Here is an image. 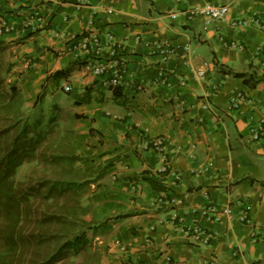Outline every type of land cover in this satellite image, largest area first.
Segmentation results:
<instances>
[{
    "label": "crops",
    "instance_id": "0c3cea01",
    "mask_svg": "<svg viewBox=\"0 0 264 264\" xmlns=\"http://www.w3.org/2000/svg\"><path fill=\"white\" fill-rule=\"evenodd\" d=\"M209 2L227 5L229 20L256 15L264 24L260 0H85L80 7L75 0H0V21L12 27L0 33L5 81L27 104L41 94L67 101L80 116L84 172L97 187L90 219L97 222L91 241L101 250L98 264H264V137L251 141L249 133L264 112V82L252 87L219 69L264 76V29L206 24L182 12ZM33 11L38 18L29 19ZM90 31L103 39L110 32L123 44L118 86L71 50ZM163 40L180 48L166 62L155 52ZM65 83L70 95H60ZM162 135L171 139L163 172L149 143ZM174 172L180 179L173 183ZM170 197L180 202L166 206L162 199ZM233 202L236 213L251 205L248 222L201 214ZM194 224L207 243L186 229Z\"/></svg>",
    "mask_w": 264,
    "mask_h": 264
},
{
    "label": "trees",
    "instance_id": "16d2710c",
    "mask_svg": "<svg viewBox=\"0 0 264 264\" xmlns=\"http://www.w3.org/2000/svg\"><path fill=\"white\" fill-rule=\"evenodd\" d=\"M6 68L8 69L9 65ZM219 69L222 73L242 78L245 84L252 87L264 82L263 75L233 72L222 64L219 65ZM2 70L3 61L0 60V90L3 92L2 96L0 94V107L8 108L13 102L17 88L13 84L5 83ZM4 87L8 88L7 91ZM70 92L65 94L70 95ZM40 96L41 94L37 96L35 102ZM19 109H15V112ZM72 117L77 119L80 116L74 113ZM5 119L11 122L3 126L4 128L0 125V264H58L61 258L87 248H89L87 263L98 264L101 250L88 240L86 233V230H92V226H87V222L81 218L80 221L74 220L75 208L79 207L81 197L79 193L91 183L90 176L75 172L76 175L71 178L49 179L44 185L41 183L32 188L24 186V183H18L14 178L17 168L25 161L36 160L35 151L44 139L46 131L37 130L38 123L31 126L26 121L22 123L19 131L11 132L19 122L21 123V119L13 121V112L12 116L6 115ZM75 158L81 160L82 157L78 155ZM66 173L69 175L68 171ZM148 180L155 190L164 189L158 181ZM64 194L68 198L67 204L69 203L59 206L64 213L60 214L58 211L50 213L48 209L55 203H52L51 199ZM36 200H41L40 212L38 207L34 206ZM32 220L36 227L29 229L27 226L33 222ZM64 264L75 262L73 259L69 261L65 259Z\"/></svg>",
    "mask_w": 264,
    "mask_h": 264
},
{
    "label": "rangeland",
    "instance_id": "374dc122",
    "mask_svg": "<svg viewBox=\"0 0 264 264\" xmlns=\"http://www.w3.org/2000/svg\"><path fill=\"white\" fill-rule=\"evenodd\" d=\"M6 84H10L6 82ZM7 91V87H4ZM6 91L5 94H6ZM2 90H0V94L2 96ZM60 95H64L65 92L61 90ZM35 104V105H34ZM63 104L65 106H63ZM67 101H63V99H49L46 101L43 98V95L39 97V99L33 104H27L24 96L17 89L13 102L10 103L8 108L0 107V125L2 128L7 123L11 122L10 120L5 119L6 115H11L13 112V121L14 119H21V123L19 122L17 126L11 132H17L21 129L22 123L28 121V123L32 126L33 123H38L37 130L46 131L44 139L39 144V147L35 151V161H28L22 163L15 173V180L18 183H24L26 187H34L38 186L42 183L44 185L49 179H68L71 176L76 175L75 172L85 173V168L87 167V160L84 159V156L81 160H77L75 157L78 155L82 156L83 153L80 150V143L82 139H77L76 135V119L72 117L71 109L67 106ZM20 106V107H19ZM19 109L15 112V109ZM7 120V121H6ZM76 159V160H75ZM33 160V159H32ZM66 171L69 172L66 173ZM86 174V173H85ZM89 180L95 176L89 175ZM96 179V178H95ZM88 180V181H89ZM93 187L89 184L86 186L84 190H82L79 194L81 197L79 198V207L75 208L76 215L74 216V220H79V218L85 220L87 222V226L91 225L92 229L97 225L96 220L90 219V212L93 204H95L96 199V181L92 184ZM45 188H42L44 190ZM67 196L59 195L58 197H54L51 199V202H55L51 208L48 209L50 213L58 211L63 212L62 208H59L60 205H68L67 204ZM41 200H36L34 206L38 207V212L41 211ZM69 217V216H68ZM33 222L27 226L30 228H35ZM80 221V220H79ZM93 223V224H92ZM27 228V229H28ZM87 238L91 240L92 231L90 229L86 230ZM94 245V243H92ZM47 249V247H45ZM51 250V248L49 247ZM87 250H81L76 254H71L61 258L58 264H64V260H71L75 262V264H88L87 260L89 259V252ZM44 251V250H43ZM44 253V252H43Z\"/></svg>",
    "mask_w": 264,
    "mask_h": 264
},
{
    "label": "built area",
    "instance_id": "2783aa9c",
    "mask_svg": "<svg viewBox=\"0 0 264 264\" xmlns=\"http://www.w3.org/2000/svg\"><path fill=\"white\" fill-rule=\"evenodd\" d=\"M48 3L54 4H62L66 0H45ZM15 2L27 4L29 0H15ZM85 0H75V5L80 7L84 5ZM186 14L187 18H192L195 16H200L204 19L206 24L218 21V22H226L228 21L232 27H243L247 25H254L260 29H264V24L257 18L256 15L250 16V18H234L228 19V6L225 4H213L211 2L206 3L200 7H188L182 11ZM38 11H33L29 14V19L38 18ZM174 17V15H172ZM11 25L7 24V22L3 19L0 21V33L3 31H10ZM224 41V45L231 48H236L238 50H243L244 45L242 43H238L235 41ZM123 49V44L117 40L114 35L110 32L105 33L104 39L99 36L97 33H93L90 31L89 33L83 32V34L79 35L75 39V43L72 44L71 50L81 52L85 55L84 64L87 66L90 71L96 76H106L107 83L110 86H118L121 82V76L123 72V67L119 60L121 61L120 52ZM180 51V48L167 40L158 41L155 43V52L161 58L162 62H166L172 57H175L177 53ZM263 61L261 65L264 66V53ZM201 71H198V74H201ZM164 72L159 73V75H163ZM164 82V80H163ZM62 90L64 92L71 91V86L68 83H65L62 86ZM231 102L233 105L238 106L236 102V98L232 97ZM262 116L257 119V121L252 125L249 129L250 140L251 141H259L264 137V112H262ZM151 147L161 155L163 166L161 167V171H165L167 168V164L169 162V152H170V144L171 139L168 136H157L149 141ZM180 179V175L178 173H172V181L173 183ZM164 204L167 206L175 205L179 203V199L176 197H170L165 201L162 199ZM239 203V201L237 202ZM251 209L250 204L244 205L239 209V212H235V203H229L227 207L224 209H219L214 205H209L205 210H201V214L205 216H215L216 218L219 215L225 216L228 220H232L233 218H237L240 222H248V212ZM186 227V226H184ZM187 230L192 234L191 236L197 242L207 243L209 240L208 235L201 229V227L197 224L188 225ZM141 264H150V263H141Z\"/></svg>",
    "mask_w": 264,
    "mask_h": 264
},
{
    "label": "clouds",
    "instance_id": "9594fccd",
    "mask_svg": "<svg viewBox=\"0 0 264 264\" xmlns=\"http://www.w3.org/2000/svg\"><path fill=\"white\" fill-rule=\"evenodd\" d=\"M62 90V89H61ZM63 91V90H62Z\"/></svg>",
    "mask_w": 264,
    "mask_h": 264
}]
</instances>
